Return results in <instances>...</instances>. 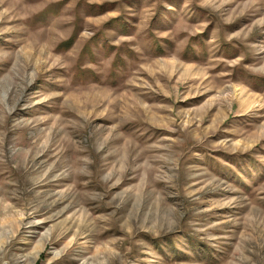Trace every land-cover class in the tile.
<instances>
[{"label":"rangeland","instance_id":"374dc122","mask_svg":"<svg viewBox=\"0 0 264 264\" xmlns=\"http://www.w3.org/2000/svg\"><path fill=\"white\" fill-rule=\"evenodd\" d=\"M0 264H264V0H0Z\"/></svg>","mask_w":264,"mask_h":264}]
</instances>
